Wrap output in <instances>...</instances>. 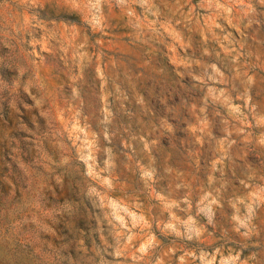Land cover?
Wrapping results in <instances>:
<instances>
[{"label": "rangeland", "instance_id": "obj_1", "mask_svg": "<svg viewBox=\"0 0 264 264\" xmlns=\"http://www.w3.org/2000/svg\"><path fill=\"white\" fill-rule=\"evenodd\" d=\"M0 264H264V0H0Z\"/></svg>", "mask_w": 264, "mask_h": 264}]
</instances>
